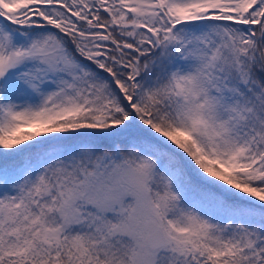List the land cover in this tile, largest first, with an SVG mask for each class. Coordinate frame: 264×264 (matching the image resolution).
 Listing matches in <instances>:
<instances>
[{"label":"snow or ice","instance_id":"1","mask_svg":"<svg viewBox=\"0 0 264 264\" xmlns=\"http://www.w3.org/2000/svg\"><path fill=\"white\" fill-rule=\"evenodd\" d=\"M0 264H264V0H0Z\"/></svg>","mask_w":264,"mask_h":264}]
</instances>
